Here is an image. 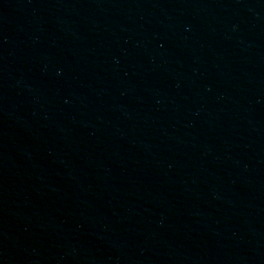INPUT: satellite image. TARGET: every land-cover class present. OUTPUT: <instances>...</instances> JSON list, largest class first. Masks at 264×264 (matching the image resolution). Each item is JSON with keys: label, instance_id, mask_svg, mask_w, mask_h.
I'll use <instances>...</instances> for the list:
<instances>
[{"label": "water", "instance_id": "obj_1", "mask_svg": "<svg viewBox=\"0 0 264 264\" xmlns=\"http://www.w3.org/2000/svg\"><path fill=\"white\" fill-rule=\"evenodd\" d=\"M75 264H264V0H0Z\"/></svg>", "mask_w": 264, "mask_h": 264}]
</instances>
